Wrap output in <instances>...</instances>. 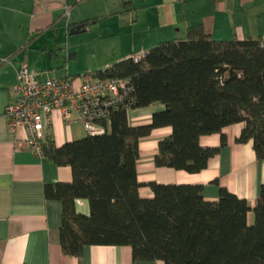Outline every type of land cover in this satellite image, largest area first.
I'll list each match as a JSON object with an SVG mask.
<instances>
[{
    "label": "trees",
    "instance_id": "obj_1",
    "mask_svg": "<svg viewBox=\"0 0 264 264\" xmlns=\"http://www.w3.org/2000/svg\"><path fill=\"white\" fill-rule=\"evenodd\" d=\"M89 74L127 81L128 107L110 110L103 133L42 142L43 155L72 172L70 182L43 187L46 199L62 205V252L76 257L84 245H128L133 260L264 264V184L250 205L224 186L205 199L201 184L151 181L144 184L151 197H142L137 177L140 140L159 128L170 132L156 143L155 167L200 172L226 145L222 129L235 123H243L236 142L251 140L256 160H264V36L215 39L198 24L137 60ZM148 106L162 109L131 124L129 112ZM214 134L217 145L201 144ZM76 199L87 201L88 213L76 211Z\"/></svg>",
    "mask_w": 264,
    "mask_h": 264
},
{
    "label": "crops",
    "instance_id": "obj_2",
    "mask_svg": "<svg viewBox=\"0 0 264 264\" xmlns=\"http://www.w3.org/2000/svg\"><path fill=\"white\" fill-rule=\"evenodd\" d=\"M198 24L215 39L263 37L264 0H0V264H163L133 260L128 245H84L76 257L64 254L59 244L62 205L46 199L43 187L70 182L71 169L33 155L24 143V130L8 129L5 109L21 63L33 72L64 68L59 78L82 76L183 37L189 26ZM76 25L82 30L77 33L85 34L68 37ZM61 35L67 45L64 61L57 63ZM71 66L85 71L68 73ZM160 109H133L129 120L134 125L147 123ZM242 127L235 123L222 129L226 145L197 173L154 166L156 143L170 132L154 129L139 143V194L151 197L144 185L151 181L201 184L203 197L214 200L218 186H224L253 205L264 184V160H256L251 140L236 142ZM50 133L56 146L86 135L80 124L66 128L59 119ZM200 142L215 146L218 135L204 136ZM74 206L88 213L85 199H76Z\"/></svg>",
    "mask_w": 264,
    "mask_h": 264
},
{
    "label": "built area",
    "instance_id": "obj_3",
    "mask_svg": "<svg viewBox=\"0 0 264 264\" xmlns=\"http://www.w3.org/2000/svg\"><path fill=\"white\" fill-rule=\"evenodd\" d=\"M143 55L132 57L137 60ZM128 90L127 81L122 79L92 74L59 78L48 70L33 72L21 63L12 99L5 109L7 126L10 131L23 129L26 147L40 157L42 142L51 136L55 119L66 128L80 124L86 134L103 133L110 110L128 107L125 99Z\"/></svg>",
    "mask_w": 264,
    "mask_h": 264
},
{
    "label": "rangeland",
    "instance_id": "obj_4",
    "mask_svg": "<svg viewBox=\"0 0 264 264\" xmlns=\"http://www.w3.org/2000/svg\"><path fill=\"white\" fill-rule=\"evenodd\" d=\"M85 33H76V34H73L71 36H68L70 38H79L81 36H83ZM59 39H62L61 42L59 43V46L58 47H61V50L59 51V57H58V61L57 63H62L64 61V45H67L66 42H64V36L61 35V37ZM68 63V62H67ZM85 70H81V69H74L72 66L68 68L67 72L68 73H73V72H79V73H83ZM51 75L52 76H57V75H61L63 73H65V70L64 68H60L58 70H51ZM129 114L131 115V113L129 112ZM83 128V127H82ZM78 133V132H77ZM251 216V215H250ZM252 217H250L251 219Z\"/></svg>",
    "mask_w": 264,
    "mask_h": 264
},
{
    "label": "water",
    "instance_id": "obj_5",
    "mask_svg": "<svg viewBox=\"0 0 264 264\" xmlns=\"http://www.w3.org/2000/svg\"><path fill=\"white\" fill-rule=\"evenodd\" d=\"M78 31H82V30L80 29V25H76V26L70 28V29H69V34H74V33H77Z\"/></svg>",
    "mask_w": 264,
    "mask_h": 264
}]
</instances>
